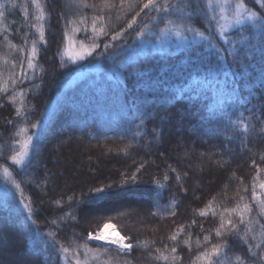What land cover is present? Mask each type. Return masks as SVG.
Masks as SVG:
<instances>
[{"label":"trees","instance_id":"1","mask_svg":"<svg viewBox=\"0 0 264 264\" xmlns=\"http://www.w3.org/2000/svg\"><path fill=\"white\" fill-rule=\"evenodd\" d=\"M147 2L41 0L44 18L37 20L31 0H0V89L7 85V92L0 91V169L11 174L0 175V264H76L77 258L80 264H206L197 256L221 243L230 246L223 249L226 264H233L236 255L255 264L241 237L252 221L247 239L254 244L264 224L253 199L254 187L264 199L259 187L264 183L261 125L253 119L255 131L251 126L248 133L233 128L223 111L236 120L240 113L234 108H217L211 116L210 94L185 90L174 100L166 95L168 86L156 81L155 66L170 49L192 45L193 33L185 32L188 40L183 42L182 36L174 38L169 47L147 45L148 29L160 34L152 21L157 14L143 9ZM244 3L264 16L259 0ZM216 16L211 31L202 18L191 21L204 32L192 46L213 53L212 43L230 47L220 35L218 8ZM172 18L175 33L183 22ZM240 28L224 30V36L239 40ZM139 31L145 33L142 38ZM69 35L92 46L91 55L78 62L66 59ZM34 40L37 67L28 69ZM90 66L100 69L72 83ZM130 73H138L143 83ZM229 83L247 94L239 79L229 77ZM14 94L15 104L10 99ZM46 110L44 126L32 128ZM23 128L28 131L21 132ZM28 135L33 137L29 156L15 164L11 157L22 150ZM96 188L112 195L89 203ZM245 203L252 211L245 212L241 223L236 212L227 210L237 205L243 210ZM204 210L208 214L200 215ZM221 218L232 219L240 235L224 231L217 237ZM108 222L131 238L130 252L88 240Z\"/></svg>","mask_w":264,"mask_h":264},{"label":"snow or ice","instance_id":"2","mask_svg":"<svg viewBox=\"0 0 264 264\" xmlns=\"http://www.w3.org/2000/svg\"><path fill=\"white\" fill-rule=\"evenodd\" d=\"M32 5L35 6L36 19L41 20L44 18V6L41 4V0H31ZM229 3V0H148L143 5V9H150V11L156 13V16L152 17L153 24L155 25L156 32L160 33V39H165L169 36L174 27V20L182 21L183 23L176 25L180 30L176 31L174 35L182 36L184 40H188V37L184 35L185 32L193 33L192 45L196 43V37H203L204 32L196 29L192 24L195 18L200 17L205 21L206 28L211 31L214 27L213 21L217 19L216 9L220 11V16L224 19L225 5ZM260 7L264 9V0H259ZM3 8V5H0ZM235 11L232 16V22L235 25L241 26L240 35L242 36L239 40H229L228 37L224 36V30L228 25H222L220 35L224 39L225 44H229V48L221 49L217 47L215 43L210 44V48L215 49V52H211L209 48H200L190 45L183 51L180 50L179 45L176 50H169L164 53L159 60V64L156 67L155 79L157 82H161L162 85L168 86L166 95L171 97L172 100L176 99L177 96H182L185 90L194 92L197 96L201 93L211 95V104L213 107L211 116H215L217 108L222 111L225 107L234 108L239 111L240 115L236 120L229 118V113L223 111V115L228 119V123L238 130H242L243 133H248L251 126L252 130H256V125L251 124L254 119L260 125V133L264 134V16L259 15L255 11L249 10L244 0H237L234 5ZM141 9V11L143 10ZM25 15H27V6H25ZM138 15V13H137ZM4 18V12L0 11V21ZM134 22V21H133ZM163 22L164 27L160 28L159 24ZM75 23V22H73ZM245 25L250 27L245 28ZM131 28L132 25L130 24ZM147 27V26H146ZM96 31L95 23L93 24V32ZM103 29H101V32ZM247 31L249 34L244 36V32ZM154 35L155 33H149ZM139 37L145 35L144 31L137 33ZM117 37H113L116 39ZM7 40V36L4 37ZM40 40L45 44L47 41L44 38V33L40 31ZM109 46L105 45V49ZM94 50V49H93ZM227 53L231 56V60H228L224 55ZM30 58L28 60V69H34L37 67L33 63V59L38 56V49L36 41H32L30 49ZM88 55H91L89 52ZM215 57V60H213ZM83 59L84 56H80ZM160 69H162V74ZM144 74L149 76V80H152V75L144 70ZM130 75H136V82L143 83L138 73H130ZM229 77L233 79H239V81L245 86L247 90L246 95H241L239 89L232 87L229 83ZM28 78L27 73L24 76ZM148 86V85H145ZM0 91L7 92V85L0 89ZM19 95L22 97L24 92L21 91ZM15 104V94L10 98ZM255 99L257 103L252 104V100ZM166 103H170L171 100H165ZM251 105V107H249ZM250 113V116L245 117L244 113ZM18 115L21 113L17 112ZM47 118V110L42 114V120L33 124L32 128L40 129L44 126V119ZM245 120L248 122L246 123ZM27 128L21 129V132H27ZM19 135V133H17ZM33 137L28 135L23 145V149L12 156L11 159L15 164H23L25 158L29 156V146L32 144ZM31 163V161H29ZM5 173L8 170L4 169ZM10 175V173H8ZM131 179H135L132 177ZM168 179L167 176L164 177ZM179 179V177H177ZM163 187V185H159ZM19 187V185H17ZM261 190H264V183L259 185ZM94 192L97 194L93 197L89 203L100 202L104 198L111 196V192H106L103 188H96ZM253 199L257 201L260 213L264 215V199H260L256 195L255 187L253 188ZM208 208H211L209 204ZM236 212L239 216L241 223L245 220V212L251 213L252 209L247 203L243 205V210L239 209L237 205L236 209L227 210ZM208 214L207 210L201 211L200 215L205 216ZM213 214H215L213 212ZM252 221H248L249 227L247 232L251 231ZM257 223H259L257 221ZM107 227V225H105ZM224 231H232L236 235H240V230L233 223L232 219L224 221L221 218V223L218 228L215 229L217 237H221ZM247 232L241 237L244 243L247 245V250L250 253L249 259L253 260L255 264H264V224L260 225V238L256 239L253 243H248ZM92 239L103 238V233H99ZM175 240V236L172 237ZM205 241L209 240L208 236L204 237ZM124 237H121L119 241L113 240L112 243L119 244L121 248L130 249V244L125 245L123 243ZM230 246L226 243L212 245L210 249L204 251L197 260H203L206 264H226L227 254L223 251L225 248ZM64 253L68 252L67 248L63 249ZM175 252V249H172ZM165 261L169 260L168 256H162ZM215 258V259H214ZM175 258L173 257V260ZM76 264H80V260L76 259ZM233 264H245V259L236 255Z\"/></svg>","mask_w":264,"mask_h":264},{"label":"rangeland","instance_id":"3","mask_svg":"<svg viewBox=\"0 0 264 264\" xmlns=\"http://www.w3.org/2000/svg\"><path fill=\"white\" fill-rule=\"evenodd\" d=\"M234 11H235L234 5H231L230 3L225 5L224 17H227V19H224L222 17L220 19L221 23H223V25H228L225 28V30H229L231 28L238 26V25H235L234 22H232V16L234 14ZM147 32L149 35L148 39H146L147 45H151V46L153 45L154 48H156V46H162V45H164L165 47H169L174 38H180L181 37V36L178 37V36L174 35V33H170L168 37H166L165 39L162 40V39H160V34H156L155 30L148 29ZM149 33H155V34L150 35ZM179 41L183 42L184 39L180 38ZM92 50H93L92 46H89L88 44L84 43L83 41L78 40L74 36L69 35L67 45H66V50H65V58L71 62H78L80 60H83L86 56H88L89 52L92 53ZM80 56H84V58L80 59L79 58ZM99 69H100L99 66H90L86 70L83 69V71L78 72V74L73 78L72 83H75L78 80L86 78L88 75L95 73ZM24 143L25 142H22L21 149H23ZM7 170H8V173H10V170L9 169H7ZM8 173H5L4 170L0 169V175H2L3 177H5V178L10 177L11 174L9 175ZM105 225H107V227H105ZM105 225L102 227V229H100L96 233H91L88 237V240L102 244L103 246H106V247L114 248V249L120 251L121 253L130 252L133 248L131 238L127 237L125 234H123L122 231L119 229V227L115 223L108 222ZM99 233H103V238H101V239L90 238V236L95 237ZM121 237H124L123 243L125 245L130 244L132 246L130 249H127V248L122 249L119 244L112 243L113 239L119 241ZM74 260H76V259H74ZM65 261L68 262L67 258H65Z\"/></svg>","mask_w":264,"mask_h":264},{"label":"bare ground","instance_id":"4","mask_svg":"<svg viewBox=\"0 0 264 264\" xmlns=\"http://www.w3.org/2000/svg\"><path fill=\"white\" fill-rule=\"evenodd\" d=\"M114 240V239H113Z\"/></svg>","mask_w":264,"mask_h":264}]
</instances>
